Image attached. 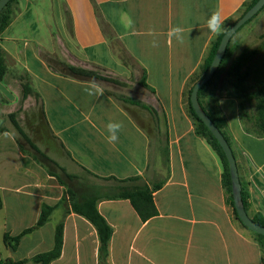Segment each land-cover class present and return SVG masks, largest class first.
Segmentation results:
<instances>
[{"label": "crops", "instance_id": "crops-1", "mask_svg": "<svg viewBox=\"0 0 264 264\" xmlns=\"http://www.w3.org/2000/svg\"><path fill=\"white\" fill-rule=\"evenodd\" d=\"M247 1L20 2L0 35L7 66L0 79V126H8L0 134L3 243L6 233L17 236L36 226L43 206L54 211L45 225L22 237L16 250L4 243V263L35 264L34 256L54 248L62 221L61 256L51 264H100L97 230L70 211L67 202L61 204L66 186L56 174L64 169L79 175L77 180L89 190L102 193L116 186L114 179L136 178L148 186L165 181L153 193L158 214L146 221L128 199L98 202L113 228L108 264H264L253 231L235 220L227 202L222 160L196 134L186 102L191 77L216 37L206 27L207 18L219 11L225 22L237 20ZM250 22L231 39L232 55L201 100L225 121L242 190L249 196V216L264 219V131L255 114L254 82L243 80L245 72L263 64L264 8ZM176 25L184 28L183 44L168 41L167 32ZM149 30L156 36L148 35ZM153 39L158 47L151 46ZM54 53L68 64L114 75L121 83L64 75L51 66ZM20 75L28 77L38 98L23 97ZM93 82L103 95L88 94ZM12 113H18L25 137L9 123ZM110 121L124 125L114 144L106 139Z\"/></svg>", "mask_w": 264, "mask_h": 264}, {"label": "trees", "instance_id": "trees-1", "mask_svg": "<svg viewBox=\"0 0 264 264\" xmlns=\"http://www.w3.org/2000/svg\"><path fill=\"white\" fill-rule=\"evenodd\" d=\"M16 1L17 0H11V2L6 6V8L0 14V35L9 26L12 20L11 6ZM257 2L258 0H248L244 4L243 9L239 12V15H237V19L241 17L252 6H254ZM235 21L236 19H231V20L226 21L225 27L228 29ZM224 33L225 32H222L221 34L216 35L215 39L213 40L211 50H210L208 57L205 59L202 66L197 70V72H195L193 76L191 77L189 87L186 92V102H187L189 115L194 122L196 134L206 139L207 142L213 148V150H215V152L219 155L220 159L222 160V163L224 165L223 185L227 193V202L233 210L235 220H237L241 225H243L241 220L238 217V214L234 206V199H233V194H232V180H231L230 168H229L226 155L223 152V149L218 143L217 139L214 137V135L211 133L208 127L204 124V122L197 116V114L195 113L191 105V101H190V96H191L193 85L204 76V74L210 67ZM229 46L224 56V59L219 69L215 73V75L200 89L199 102H200L202 109L213 120L215 125L221 130V132L223 133V135L225 136V138L230 144L229 137L227 133L224 131L225 121L223 117H221L217 109H214L213 111L206 109V107L203 105L202 100H201L202 93L205 91L206 87L213 81L214 77L218 74L220 68L224 64L225 58L226 56H228L230 52ZM52 66L54 69H57L58 71H60L62 74L79 79V80L95 81L98 79H104L97 72L88 71L82 68H76V67L61 63V62L52 61ZM6 72H7V68L5 64V59H4L2 48L0 46V79L4 78V76L6 75ZM243 77H244L243 80H246V78L248 79L252 78L254 82L255 88L252 89V96H253V100L255 101V114L257 115L256 118H257V122L260 125L261 131H264V58H263L262 66L252 67L250 72L249 73L245 72ZM141 83L142 85L147 86L145 78L142 79ZM23 89H24V98H26L27 95L30 93L31 89L26 83H23ZM121 99L128 103L141 105L144 108H147L148 110L152 111L150 107H147L143 103L131 100L127 97L125 98L122 97ZM13 123L16 127H18L16 121H13ZM2 132H4V129L0 127V134ZM20 133L23 135V137H25V134L23 133V131L20 130ZM61 170L66 177V179L59 178L60 183L66 186V191L61 201V204L64 202H67L68 205H70V211L84 217L97 230L99 240H100V264H108L107 259L109 257V245H110V241L113 235V228L109 225V223L106 221V219L101 215V213L98 210V202L100 200H102L103 198L105 199H128L131 201V204L133 205L134 209L137 211L141 219L144 221L158 214V211L155 206L154 199H153V193L159 190L160 188H162L165 181L154 184L152 186H148L147 184L136 183L137 182L136 178H130V179H125V180L114 179L117 183L116 186L109 188L105 193H102L96 190H91V189L89 190L88 187L84 186L83 183H81L82 187H80L79 192H78V190L74 189L69 184V182H73L75 179H77V177L72 174L67 173L64 169H61ZM248 197H249L248 193L243 189L242 198H243V203L246 209L248 208ZM53 211H54V207L47 206V205L43 206L40 218L36 226L25 229L22 233H20L17 236H12L9 233H6L4 235L5 245L16 250L17 247L19 246V243L22 237L29 234L33 230L38 229L39 227L45 225L47 221L49 220ZM253 220L257 222L258 224L264 226L263 218L262 219L257 218ZM63 231H64V223L61 221L57 225V228H56L54 248L49 252L41 253V254L34 256L32 260L35 264H51L54 260L58 259L61 256L62 247H63ZM254 235L256 236V240L259 243L260 248L262 250L263 262H264V235H260L256 233H254ZM22 263L23 262L20 261V262H16L13 264H22ZM0 264H6L2 261L1 254H0Z\"/></svg>", "mask_w": 264, "mask_h": 264}, {"label": "water", "instance_id": "water-1", "mask_svg": "<svg viewBox=\"0 0 264 264\" xmlns=\"http://www.w3.org/2000/svg\"><path fill=\"white\" fill-rule=\"evenodd\" d=\"M11 2V0H0V14L6 8V6ZM264 8V0H258V2L247 10L241 17H239L229 28L228 31L224 33L214 59L204 74V76L197 81L192 88L190 101L191 105L197 114V116L204 122L208 127L214 137L217 139L218 143L223 149L228 160L231 180H232V194L234 199V206L238 214L239 219L242 224L253 231L256 234L264 235V226L255 222L248 214L242 198V185L239 178L238 166L233 150L221 132V130L215 125L213 120L205 113L199 102V91L200 89L215 75L219 69L224 56L227 52L228 46L230 44L233 36L239 31L247 22H249L253 17H255Z\"/></svg>", "mask_w": 264, "mask_h": 264}, {"label": "clouds", "instance_id": "clouds-1", "mask_svg": "<svg viewBox=\"0 0 264 264\" xmlns=\"http://www.w3.org/2000/svg\"><path fill=\"white\" fill-rule=\"evenodd\" d=\"M206 27L208 28L210 33L214 35H219L222 32L228 31V29L225 27L224 18L219 11L213 12L210 17L207 18ZM148 35L155 37L156 33L153 30H149ZM167 38L169 42L175 39L178 43L183 44L185 39L184 28L179 25L170 27L167 32ZM151 46L158 47V41L156 39H153L151 42ZM88 94L93 96L103 95V88L93 82L91 85V90H89ZM123 127V123L119 121H110L106 125V130L109 133L106 139L110 144H114L118 141L119 137L117 134L123 129Z\"/></svg>", "mask_w": 264, "mask_h": 264}, {"label": "rangeland", "instance_id": "rangeland-1", "mask_svg": "<svg viewBox=\"0 0 264 264\" xmlns=\"http://www.w3.org/2000/svg\"><path fill=\"white\" fill-rule=\"evenodd\" d=\"M23 0H17L15 3H13L12 4V6H11V10H12V16H13V14L15 13V12H17L18 11V7H19V5H20V2H22ZM236 19V18H235ZM251 23V22H250ZM247 24L246 26H245V28L244 29H247V28H249L250 26H251V24ZM244 31V30H243ZM230 52H229V54H228V56H226V58H225V62H224V64L222 65V67L221 68H224V66H225V64H226V62H227V60L228 59H230V57H231V55H232V49H230L229 50ZM44 53V52H43ZM120 55H121V58H123V60H126L127 58H128V56H127V53H126V51L125 50H122L120 53H119ZM43 55H50L49 53H44ZM262 55H260V57H261ZM51 57V59L53 60V61H56V62H61V63H64V64H66V65H70V66H73V67H76V68H82V69H85V70H88V71H93V72H97V73H99L104 79H98V80H103V81H113V82H117V83H121V81H120V79L118 78V77H116V76H114V75H108V74H106V73H104V72H101V71H98L97 69L95 70V69H87V68H83V67H80V66H74V65H71V64H68V63H66L65 61H61V60H59L60 59V57H59V55H57V54H53L52 56H50ZM52 66V65H51ZM53 67V66H52ZM6 68H7V66H6ZM220 68V69H221ZM220 71V70H219ZM19 78H21V84H22V87H23V83H26L28 86H29V88L31 89L30 90V93L27 95V97L29 96V95H35L36 97H37V93L33 90V88L31 87V85H30V83H29V79H28V77H26V76H24V75H20L19 76ZM143 79V78H142ZM141 82H142V80H141ZM142 84V83H141ZM248 86H249V84H248ZM245 88H246V86H245ZM245 88H243V89H245ZM120 94H123V93H120ZM23 97H24V89H23ZM122 97H124V96H122ZM121 97V98H122ZM38 98V97H37ZM125 98V97H124ZM128 98V97H127ZM129 99H131V100H134V99H132V98H129ZM135 101V100H134ZM23 106V105H22ZM9 123L11 124V126H14V128H19L21 131H23L22 130V128L20 127V125H19V121H18V113H12V114H10L9 115ZM13 121H16L17 122V125H18V127H16L15 125H14V123H13ZM0 127H2L3 129H4V131L7 129V125H6V123H4L3 124V126H0ZM19 130V131H20ZM23 133H24V131H23ZM20 135H22V134H20ZM40 156V155H39ZM39 156H37V158L38 159H41ZM43 159V158H42ZM38 162V161H37ZM70 174V173H69ZM57 176H58V178H63V179H66V177H65V175H64V173L61 171V169H59V172H57V174H56ZM72 175H74V176H76V177H79V175H75V174H72ZM82 178V177H81ZM77 179H80V177L79 178H77ZM77 179H75L73 182H69V184H70V186L71 187H73L74 189H76V190H78V192H79V189H80V187H82L81 185V182H79ZM88 180H90V181H93L91 178H87ZM96 182V181H95ZM232 209V208H231ZM233 211V210H232ZM233 216H234V214H233ZM255 238H256V236H255ZM0 252L2 253V255L3 256H8V250L6 249V247H5V245H4V243H3V241H2V239H1V236H0Z\"/></svg>", "mask_w": 264, "mask_h": 264}]
</instances>
